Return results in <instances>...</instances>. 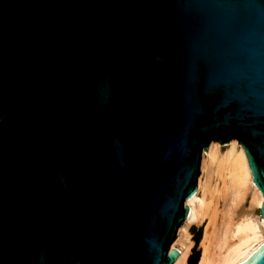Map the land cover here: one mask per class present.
<instances>
[{
	"label": "water",
	"instance_id": "95a60500",
	"mask_svg": "<svg viewBox=\"0 0 264 264\" xmlns=\"http://www.w3.org/2000/svg\"><path fill=\"white\" fill-rule=\"evenodd\" d=\"M235 141L264 222V0H0V264H173Z\"/></svg>",
	"mask_w": 264,
	"mask_h": 264
},
{
	"label": "bare ground",
	"instance_id": "6f19581e",
	"mask_svg": "<svg viewBox=\"0 0 264 264\" xmlns=\"http://www.w3.org/2000/svg\"><path fill=\"white\" fill-rule=\"evenodd\" d=\"M206 151L213 158L219 151L218 145H209ZM206 151L203 150L201 159ZM223 158L229 164V166L227 164L229 167L227 173L230 176L227 180L228 198L227 205L224 206L226 209L221 214V219L207 211L205 208L207 183H204V186L200 181L198 186L197 178L195 194L185 200V204L190 207L189 214L181 228L177 229V235L171 246V249L179 250V255L173 264H187L189 248L193 240L189 231L183 234L182 230L190 223L200 224L205 221L201 239L202 252L198 264H246L264 250V222L262 215L258 217L254 212L257 206H262V191L256 186L252 171L248 167V157L245 155L242 143L231 142L230 149ZM200 190L204 191L202 196H199ZM249 198L250 205L246 206ZM180 239L184 241L185 247L176 244Z\"/></svg>",
	"mask_w": 264,
	"mask_h": 264
},
{
	"label": "rangeland",
	"instance_id": "374dc122",
	"mask_svg": "<svg viewBox=\"0 0 264 264\" xmlns=\"http://www.w3.org/2000/svg\"><path fill=\"white\" fill-rule=\"evenodd\" d=\"M229 149H230V144L229 145H218V150L219 151H218L217 155L215 157H213V158L208 154L207 151L204 152V155H203V158H202L203 161H202L201 175H200V178H198V186H199V182L200 181L202 182V184H204V183L206 184L207 183V185H206L207 187H205V193L207 194V196H206L207 197V202H206L207 205H206L205 208L207 209L208 212L210 211L211 214L216 215V217L218 219H221V217H222L221 214H223V212L226 209L225 207L227 205V202H226L227 198H228V194H227L228 183H227V180L230 179V176L227 173L228 172V168H229L228 167L229 164L227 163V161L223 157H225V154L228 152ZM227 164H228V166H227ZM205 184H204V186H205ZM203 190H200L199 196H202V194L204 192ZM209 196H210V198L212 200L209 199ZM249 201H250V198L247 199L246 206L250 205ZM254 212H255L256 216H258V217L261 216L260 207L257 206L255 208ZM193 225H196V224L195 223L188 224L184 228V230H182V233L185 234V233L188 232V230L190 231V229H191V227ZM197 225L199 227L203 226V233H204L205 221L200 223V224H197ZM191 237L192 236H190V238ZM181 239L183 240V238H181ZM181 239H180V241H177L176 244L178 246L185 247L186 245H184V241H182ZM191 239H189V240H191ZM193 243L190 245V248H189V253H188V257H187V261H186L187 264H188L189 255L192 252L191 250L193 248ZM197 249L200 250V252H202L201 241H200Z\"/></svg>",
	"mask_w": 264,
	"mask_h": 264
},
{
	"label": "trees",
	"instance_id": "16d2710c",
	"mask_svg": "<svg viewBox=\"0 0 264 264\" xmlns=\"http://www.w3.org/2000/svg\"><path fill=\"white\" fill-rule=\"evenodd\" d=\"M190 231L193 234L192 239L195 241V245L193 246L192 252L189 255L188 264H198L201 252L197 248L203 236V226L197 227L193 225Z\"/></svg>",
	"mask_w": 264,
	"mask_h": 264
},
{
	"label": "crops",
	"instance_id": "0c3cea01",
	"mask_svg": "<svg viewBox=\"0 0 264 264\" xmlns=\"http://www.w3.org/2000/svg\"><path fill=\"white\" fill-rule=\"evenodd\" d=\"M196 225L195 226H197V227H199L198 225H197V223H195ZM189 231V230H188ZM190 232V231H189ZM190 234H191V236H193V234L190 232ZM192 238V237H191ZM193 246H194V244H195V241L193 240ZM192 251V250H191Z\"/></svg>",
	"mask_w": 264,
	"mask_h": 264
}]
</instances>
